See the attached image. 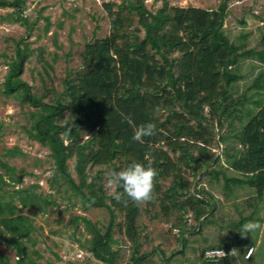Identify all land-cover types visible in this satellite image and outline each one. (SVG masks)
<instances>
[{
	"label": "rangeland",
	"instance_id": "1",
	"mask_svg": "<svg viewBox=\"0 0 264 264\" xmlns=\"http://www.w3.org/2000/svg\"><path fill=\"white\" fill-rule=\"evenodd\" d=\"M22 1L24 9L20 12L17 8L0 7V175L5 182L0 185V209H6V204L11 203L18 215L28 219L30 240H21L26 264H100L86 250L91 234L81 218L102 229L109 223V213L103 208L84 206L81 199L72 194L55 171L49 148L26 134L32 124L29 113L34 108L21 102L20 94L5 96L2 87L18 42L19 48L26 47L28 52L19 78L30 86L34 96L42 97L43 102L50 103L56 97L66 102L67 98L61 95L64 81L89 69L84 62L85 45L109 34L105 5L116 11L119 5L136 0ZM142 1L153 13L163 5V0ZM165 1L168 7L206 11H215L220 3V0ZM227 6L222 32L240 50L237 64L230 68L234 81L224 100L225 119L220 126L213 115L208 146L189 141L193 159L179 163L180 173L188 181L186 195L177 199L165 195L171 183L169 178L160 182L159 198H154L150 204L140 202L137 253L125 234L122 214L116 212L111 234L115 241L112 248L117 253L114 264H133L131 257L143 254H149L143 264H210L204 252L222 246L230 253L224 264H264V197H257L255 189L248 185L226 182L227 179H246L236 164L237 157L246 149L238 139L244 126L264 106V0H229ZM123 14L127 11L123 10ZM128 31L139 40L144 36L135 16ZM250 49L254 53L249 54ZM175 110L179 111L177 107ZM67 114L64 113L62 120ZM203 114L210 115L208 107H204ZM158 116L163 122L167 112L161 111ZM174 121L171 119L166 124V131L173 130ZM190 124L194 127L192 121ZM87 138L82 136L83 140ZM7 151L14 154L5 156ZM180 154L172 157L177 159ZM196 159L201 160L195 162ZM74 163L75 158L70 159L68 167L76 178ZM120 164L116 163L115 168L86 167V182L105 197V203L110 204L115 189V184H108L107 174ZM18 177L21 179L16 183ZM21 189L25 191L19 193ZM198 191H204L203 197L214 207L205 208L207 213L196 222L189 209L182 210L174 203L190 196L196 198ZM28 196L38 199L31 203V208L20 204L21 199L29 201ZM249 222L256 227L245 232L242 226ZM8 239L10 235L0 225V257L9 264H16V251ZM217 261L213 264H220Z\"/></svg>",
	"mask_w": 264,
	"mask_h": 264
},
{
	"label": "trees",
	"instance_id": "2",
	"mask_svg": "<svg viewBox=\"0 0 264 264\" xmlns=\"http://www.w3.org/2000/svg\"><path fill=\"white\" fill-rule=\"evenodd\" d=\"M228 1L220 0L215 11H206L168 7L163 0L162 7L154 13L145 8L142 0L121 4L116 11L105 5L109 34L85 45L84 62L89 69L64 81L61 95L67 98L66 102L59 97L50 103L43 102L42 97L31 93L30 86L19 78L28 58L27 48H19L18 42L15 44V55L7 65L2 92L5 96L20 94V101L34 108L29 113L32 124L26 134L49 148L55 171L72 194L78 196L84 206L103 208L109 213V223L102 229L81 218L91 234L86 250L100 264H114L117 256L112 248L115 241L111 235L116 212L122 214L125 234L133 250L138 252L140 202L131 200L119 185H115L114 197H111L110 204L105 203V197L97 194L93 185L86 182V167L115 168L116 163L121 162L115 170L119 171L132 161L150 165L156 175L152 198L145 201L147 204L160 195V182L169 178L171 183L165 195L177 199L188 193V181L181 175L179 163L193 159L189 152L190 140L208 146L209 129L212 128L210 120L216 115L217 124L222 125L226 108L224 100L234 81L230 68L237 64L240 49L222 32ZM0 7L17 8L20 12L24 9V2L0 0ZM123 10L127 11L126 15ZM133 16L144 32L142 40L128 31L133 25ZM247 52L252 54L254 50ZM256 54L261 56L259 52ZM204 107L209 108L208 117L203 114ZM161 111L167 112L163 122L158 116ZM65 112L67 117L62 120ZM171 119L175 120L171 123L173 130L166 131V124ZM148 122L155 125L154 134L144 137L143 143L134 141V127ZM85 135L88 138L83 140ZM238 140L246 149L237 157L236 164L246 179H227L226 182L253 187L257 197L263 198L264 106L244 126ZM178 152L180 156L174 159L172 155ZM13 154L14 151H7L5 156ZM72 158H75L76 178L72 177L68 167ZM2 166L10 171L6 165ZM20 179L18 177L15 182L19 183ZM4 183L0 175V185ZM24 191L21 189L19 193ZM117 193L119 199L115 198ZM204 194V191H198L199 197L190 196L174 206L189 209L198 222L201 215L207 213L205 208L214 207L203 197ZM37 201V197L29 201L21 199L20 204L31 208V203ZM5 207L0 209V225L10 235L8 243L16 251V264H26L21 240L29 238L30 224L26 217L16 213L14 205L8 203ZM164 212L167 213L166 207ZM217 248L226 251V257L217 261L224 264L229 249ZM148 256L131 258L133 264H143ZM0 264L9 263L0 257Z\"/></svg>",
	"mask_w": 264,
	"mask_h": 264
},
{
	"label": "clouds",
	"instance_id": "3",
	"mask_svg": "<svg viewBox=\"0 0 264 264\" xmlns=\"http://www.w3.org/2000/svg\"><path fill=\"white\" fill-rule=\"evenodd\" d=\"M155 125L152 122L140 124L133 129L132 139L143 143V138L154 134ZM109 185H119L123 192L133 201H148L153 194V180L156 171L150 165H145L138 161H132L127 167L119 171H111L108 174ZM119 199V193L116 194ZM245 232L255 229L256 225L252 222L243 226Z\"/></svg>",
	"mask_w": 264,
	"mask_h": 264
},
{
	"label": "built area",
	"instance_id": "4",
	"mask_svg": "<svg viewBox=\"0 0 264 264\" xmlns=\"http://www.w3.org/2000/svg\"><path fill=\"white\" fill-rule=\"evenodd\" d=\"M226 257V251L223 248L207 249L204 252V258L209 261H216Z\"/></svg>",
	"mask_w": 264,
	"mask_h": 264
}]
</instances>
